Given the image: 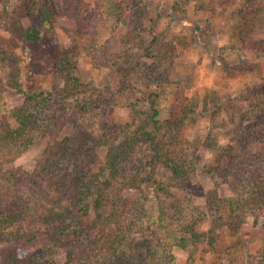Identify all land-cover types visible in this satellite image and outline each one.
I'll return each instance as SVG.
<instances>
[{"label":"rangeland","instance_id":"rangeland-1","mask_svg":"<svg viewBox=\"0 0 264 264\" xmlns=\"http://www.w3.org/2000/svg\"><path fill=\"white\" fill-rule=\"evenodd\" d=\"M52 1L51 24L31 0H0V130L17 126L29 92L50 98L32 142L0 153V205L31 207L2 226L0 264H24L14 251L38 264H101L119 251L125 264H264V133L243 138L237 125L264 117V0ZM150 95L154 134L182 168L147 166L140 141L130 173L110 175L108 144L152 128ZM48 158L58 166L44 168ZM79 176L102 186L105 210L119 194L128 209L142 204L144 233L114 251L97 188L87 213L73 203ZM74 220L81 236L66 228Z\"/></svg>","mask_w":264,"mask_h":264},{"label":"trees","instance_id":"trees-1","mask_svg":"<svg viewBox=\"0 0 264 264\" xmlns=\"http://www.w3.org/2000/svg\"><path fill=\"white\" fill-rule=\"evenodd\" d=\"M31 1L35 3L34 5L36 6L37 9L35 17L37 18L38 21L42 23L48 22L51 24L55 21L57 17L56 16L57 10L55 7V3L52 0H31ZM30 11H32L31 14H33V8H30ZM67 75L68 78L75 81V84L73 83V86L75 87L78 78L70 74ZM153 95H150L148 97L149 121L151 123L152 128L149 129L147 124L141 125L139 129L128 130L127 137L122 141H120L119 143L108 144L109 153H108V159L105 165V169L109 170L108 172L110 173V175H113L121 170L130 173L125 167L126 165L125 162L129 161L134 145L140 141H145L153 152L151 158L147 161V166H150L152 168L153 165L155 164L164 163L167 166H171L176 171L182 168L180 164H175L174 160H172L171 157H167L165 155L166 153L162 151L163 142L160 139H158L154 134V131L156 132L159 130L158 127L159 118L157 117L159 114V109L156 105V99L153 97ZM31 101L34 102V105L29 107L27 105V102H31ZM45 102L46 103L50 102V98L47 96V93L44 92L28 93L26 103L16 107L13 110V117L17 121V126L12 128L6 127L0 130V153L3 154L6 148L9 149V147H11V145H13L18 140L23 141L25 138L23 142L27 141L28 144L32 142L33 139L32 136L30 135L31 129L35 128L37 126L38 121L42 118L41 107ZM262 116L263 114L260 112L258 114V120L256 119L252 122H249V124H243V125L239 123L237 124L238 128H242L240 134L242 133L243 138L245 133L249 135H254V134L258 135L259 133H264V128L259 127L264 121V117ZM8 151H11V149H9ZM48 161L49 162L44 166V168L50 170L54 168V166H58L59 164V160L54 161L53 159L48 158ZM241 164L246 165L245 162ZM142 166L144 167V165ZM107 178H108L107 181H110L109 182L110 185V183L113 181L109 179V176ZM75 181H76V189L73 194V203L76 202L80 204L79 208L84 213L88 212L90 205L87 199H89V197L93 195L94 192H96V188H97V192L95 195L96 201L94 203V207L97 210V220L100 221L99 227L101 228L98 229L101 236L107 235L106 236L107 241L110 242L111 245L113 246L115 245L114 247L112 246L114 251H116L117 248L122 250L125 241L128 244H131L135 240L136 236L139 235L138 233H140L141 235L144 233L145 230V224L143 218L144 209H142V204H140L141 206L139 205L136 208L128 209V207H130L131 205L128 203L126 197L123 194H119V196L117 197L115 196L116 198V201L114 202L115 206L118 208L120 204V207L123 206V209L126 210L123 211L122 213L121 211L119 212V210H115L117 208L114 207V203H111V205L114 207V210L112 208H110L111 210L109 211L105 210L102 204L104 202L103 200L105 197V194L102 191L103 190L102 186L98 187L97 185L93 184L94 181L92 177L86 178L85 176H79L78 178H76ZM29 211H31L30 206L27 205V208L24 209L20 203L13 205L9 202L8 204L6 203L0 205V238H1V228L4 225V223L13 222L17 220L18 217H20L21 215L20 213H25ZM57 214L60 215V213ZM113 218L114 220L110 222V220H112ZM78 227L79 224L77 220H74L72 224H70L66 228L68 229L70 228L72 232H74L75 235L78 236L81 234V231H79ZM196 233H193V235H196ZM19 235H24V234L19 233ZM86 235L89 236L90 233L86 232ZM105 255L106 254H104V256ZM113 255L114 252L111 254V257ZM116 256L117 258L119 257L121 260L118 259V261L116 262L115 261L117 259L116 258L113 259L114 261L113 262L112 259L108 260L106 258H103L101 264L126 263L123 259L124 254L122 252L119 251V254L116 253ZM7 257L9 260L12 259L13 261L16 262L22 261L24 264H35V263L38 264L35 261L34 262L30 260L28 261L26 259L21 260L24 256H22L18 251L9 253ZM142 264H148V263L144 262Z\"/></svg>","mask_w":264,"mask_h":264}]
</instances>
